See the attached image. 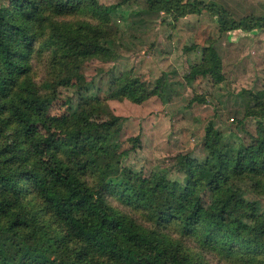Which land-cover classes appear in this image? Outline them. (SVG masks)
<instances>
[{
    "label": "trees",
    "instance_id": "trees-1",
    "mask_svg": "<svg viewBox=\"0 0 264 264\" xmlns=\"http://www.w3.org/2000/svg\"><path fill=\"white\" fill-rule=\"evenodd\" d=\"M18 6L0 9V116L16 130L21 154L0 130V264H206L184 243L171 241L122 214L107 201L115 196L126 205L142 209L155 225L174 222L184 236H199L208 247L247 263L264 264V216L255 214L234 185L250 180L264 194V132L235 149L220 145V134L208 126L204 149L215 165L201 175L206 163L181 161L187 175L179 193L164 176L144 179L137 192L115 181L127 151H120L115 121L90 118L95 98H83L72 114L48 116L58 86L87 89L80 66L94 56L108 38L109 16L117 5L100 6L96 0H17ZM150 13L167 12L175 19L210 12L221 32L264 28V18L234 20L223 7L200 0H147ZM88 10L99 23L48 24L54 81L42 90L29 79L28 65L36 33L47 16L69 18ZM204 71L192 75L222 79L214 50L206 56ZM162 87L147 88L138 80L119 76L108 98L123 97L141 103L162 96ZM93 103V104H92ZM249 116L255 115L247 111ZM261 118H264L262 109ZM114 134V135H113ZM90 178L91 180L87 179ZM214 192L211 211L204 209L200 186ZM166 192L175 205L164 212L156 196ZM236 211H240L239 214ZM167 238V239H166Z\"/></svg>",
    "mask_w": 264,
    "mask_h": 264
},
{
    "label": "rangeland",
    "instance_id": "rangeland-1",
    "mask_svg": "<svg viewBox=\"0 0 264 264\" xmlns=\"http://www.w3.org/2000/svg\"><path fill=\"white\" fill-rule=\"evenodd\" d=\"M96 1L103 7H118L109 16L108 38L102 48L80 66L87 89L58 86L47 114L72 115L79 110L83 98L97 99L90 119L98 123L115 121L108 134L117 129L119 150L127 151L115 181L126 183L137 192L142 178L164 176L179 193L187 180L181 161L207 162L201 172L205 178L215 165L204 149L208 126L220 134V145L226 149L250 143L259 131L264 132V118L259 116L264 109V28L221 32L214 16L206 10L175 19L167 12H148L147 0ZM200 1L223 7L236 21L246 16L264 18V0ZM6 5L17 7L18 2L0 0V9ZM47 17L42 32L36 33L28 62V77L41 90L43 84L54 81L53 71H57L47 44L48 24L99 23L88 10L69 18ZM211 50L220 61L219 82L210 76L192 75V71H204ZM121 75L138 80L147 88L162 87L164 93L141 103L123 97L108 98ZM249 110L255 115L249 116ZM0 130L10 146L25 153L17 147L15 128L3 116ZM234 188L239 189L246 202L255 205L256 213L246 214L244 222L252 224L257 215L264 216V194L257 192L252 181L239 180ZM200 196L204 209L211 211L214 192L202 184ZM107 201L138 225L158 230L171 241L181 240L190 253L206 264H263L259 260L247 263L243 258L229 257L218 248L205 245L199 236H184L174 222L155 225L146 211L126 205L115 196H108ZM155 203L157 210L164 212L176 202L161 192Z\"/></svg>",
    "mask_w": 264,
    "mask_h": 264
}]
</instances>
